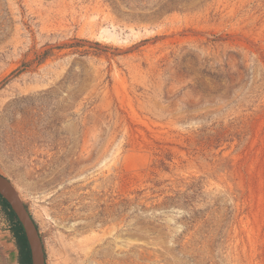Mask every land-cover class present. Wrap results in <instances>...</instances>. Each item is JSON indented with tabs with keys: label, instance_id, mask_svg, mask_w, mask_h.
Returning <instances> with one entry per match:
<instances>
[{
	"label": "rangeland",
	"instance_id": "1",
	"mask_svg": "<svg viewBox=\"0 0 264 264\" xmlns=\"http://www.w3.org/2000/svg\"><path fill=\"white\" fill-rule=\"evenodd\" d=\"M0 173L45 264H264V0H0Z\"/></svg>",
	"mask_w": 264,
	"mask_h": 264
},
{
	"label": "water",
	"instance_id": "2",
	"mask_svg": "<svg viewBox=\"0 0 264 264\" xmlns=\"http://www.w3.org/2000/svg\"><path fill=\"white\" fill-rule=\"evenodd\" d=\"M0 196L21 224L30 250L31 264H45L42 240L36 222L8 178L0 173Z\"/></svg>",
	"mask_w": 264,
	"mask_h": 264
},
{
	"label": "trees",
	"instance_id": "3",
	"mask_svg": "<svg viewBox=\"0 0 264 264\" xmlns=\"http://www.w3.org/2000/svg\"><path fill=\"white\" fill-rule=\"evenodd\" d=\"M0 207L11 224V231L18 249V261L20 264H31L30 250L23 228L11 210L8 203L0 196Z\"/></svg>",
	"mask_w": 264,
	"mask_h": 264
},
{
	"label": "built area",
	"instance_id": "4",
	"mask_svg": "<svg viewBox=\"0 0 264 264\" xmlns=\"http://www.w3.org/2000/svg\"><path fill=\"white\" fill-rule=\"evenodd\" d=\"M4 215V212L2 211V209H1V207H0V215ZM4 217H5V215H4Z\"/></svg>",
	"mask_w": 264,
	"mask_h": 264
},
{
	"label": "bare ground",
	"instance_id": "5",
	"mask_svg": "<svg viewBox=\"0 0 264 264\" xmlns=\"http://www.w3.org/2000/svg\"><path fill=\"white\" fill-rule=\"evenodd\" d=\"M13 185V184H12ZM15 188V187H14ZM16 190V189H15ZM17 192V191H16ZM18 194V193H17ZM20 197V196H19Z\"/></svg>",
	"mask_w": 264,
	"mask_h": 264
}]
</instances>
